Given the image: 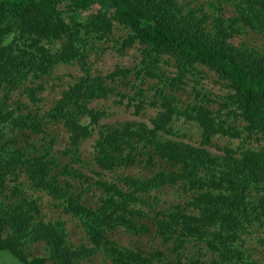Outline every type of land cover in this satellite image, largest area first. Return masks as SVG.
Masks as SVG:
<instances>
[{
    "label": "trees",
    "instance_id": "1",
    "mask_svg": "<svg viewBox=\"0 0 264 264\" xmlns=\"http://www.w3.org/2000/svg\"><path fill=\"white\" fill-rule=\"evenodd\" d=\"M134 47L135 64L92 70V53ZM61 64L79 74L48 103ZM208 72L225 93L205 86ZM110 98L134 115L157 112L102 121L109 113L93 102ZM181 118L199 127L198 144L175 130ZM95 133L89 156L81 147ZM166 186L184 196L164 207L156 193ZM43 199L57 218L42 212ZM151 226L165 247L142 239ZM255 238L264 244V0H0V255L264 264Z\"/></svg>",
    "mask_w": 264,
    "mask_h": 264
},
{
    "label": "rangeland",
    "instance_id": "2",
    "mask_svg": "<svg viewBox=\"0 0 264 264\" xmlns=\"http://www.w3.org/2000/svg\"><path fill=\"white\" fill-rule=\"evenodd\" d=\"M89 10V9H88ZM94 13L96 12L95 8L91 9ZM91 11H87L84 13H90ZM116 34L123 33V29L119 28L116 31ZM252 32L250 36L256 40L257 43L261 42V38L256 33ZM105 51V50H104ZM101 53V56H98L96 53H92L89 60L90 64L92 66V70L94 72H102L107 73L111 69L115 67L117 64L121 65H128V64H135L140 59V53L136 47L129 49L126 54L120 55L116 53L114 50L109 49L105 52ZM79 74L78 67L73 64H61L59 65L54 72V78L51 79L48 82L47 89L43 92L44 96L47 97L48 103L54 98L60 95V91L63 87L67 85V82L73 81L74 77H76ZM203 83L205 86L214 93H220L223 94L227 91V89L223 86L222 83L217 82L215 76L213 75V72H208L205 76ZM116 98V97H115ZM48 103L45 105V107H48ZM93 105L106 110L109 115L102 119V121H109V122H115L120 120H125L129 118H136L139 120H145L149 121V118L156 114L157 109L156 108H147L141 115H134L131 110H126L124 107L118 106L115 104L114 99L110 98L107 100H97L93 102ZM174 128L179 133H185L187 136L185 140H188L191 143L198 144L200 140V130L196 123L194 122H188L184 119H177L173 123ZM54 131L59 132V142L58 144L62 145L64 143V140L66 139V132L62 128L54 127ZM97 137V133H95L92 137L87 138L81 149L84 153L87 155H91L94 149V143L95 138ZM215 142H219L221 145L224 144H230L232 146H237L239 143V139H228L227 137H215ZM57 144V146H58ZM211 149L216 150L215 146H210ZM89 174L90 173L89 171ZM110 175V173L107 174V176ZM179 192V193H178ZM156 194H160L163 199H166L170 203L172 201H180L183 198V194L181 191H178L176 187L167 186L166 188L162 189L160 192H157ZM42 206H43V213L48 214L50 217L57 218L58 217V211L52 204L49 202L51 200L43 199ZM68 227L71 231V235L75 239H79L78 237V229L76 228L75 224L73 222H70L68 224ZM116 238L119 239L122 244H127V236L126 233L123 231H118L116 234ZM260 241L256 238L249 243L251 247H256L257 252L255 253V256L259 259L264 261V244L259 243ZM0 264H15V261L10 255L7 254H1L0 255Z\"/></svg>",
    "mask_w": 264,
    "mask_h": 264
},
{
    "label": "clouds",
    "instance_id": "3",
    "mask_svg": "<svg viewBox=\"0 0 264 264\" xmlns=\"http://www.w3.org/2000/svg\"><path fill=\"white\" fill-rule=\"evenodd\" d=\"M167 187V186H166ZM172 203H177L176 201H172ZM172 203H170L169 201H167L166 199H163L162 197H161V195H160V202L158 203L160 206H164V207H166V206H169V205H171ZM126 236H127V240H125V241H130L131 240V235L129 234V233H127L126 234ZM142 239L145 241V242H150V243H152V244H155V242H157V243H159V240L158 239H156V233H155V227L154 226H151V232L150 233H148V235H144V236H142ZM119 240V239H118ZM120 241V240H119ZM127 242V243H128ZM249 243H250V240H249ZM172 244V242H170V243H166V247H168L169 245H171ZM158 245H160L161 247H165V245L164 244H162V243H159ZM249 246H251V245H249ZM191 248V252H193L194 250H196V249H194V248H192V247H190Z\"/></svg>",
    "mask_w": 264,
    "mask_h": 264
}]
</instances>
